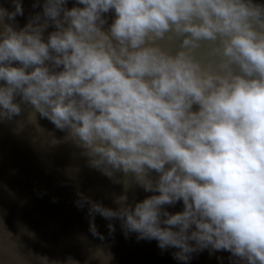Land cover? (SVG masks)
Listing matches in <instances>:
<instances>
[{
	"label": "clouds",
	"instance_id": "1",
	"mask_svg": "<svg viewBox=\"0 0 264 264\" xmlns=\"http://www.w3.org/2000/svg\"><path fill=\"white\" fill-rule=\"evenodd\" d=\"M23 0L0 4V121L23 111L86 163L150 193L94 217L188 264H264V0ZM181 203L180 210L167 206Z\"/></svg>",
	"mask_w": 264,
	"mask_h": 264
},
{
	"label": "water",
	"instance_id": "2",
	"mask_svg": "<svg viewBox=\"0 0 264 264\" xmlns=\"http://www.w3.org/2000/svg\"><path fill=\"white\" fill-rule=\"evenodd\" d=\"M73 0H69V6ZM8 6V0H0ZM33 0H23V25L38 11ZM66 133L46 118L28 119L23 111L11 121H0V264H181L162 251L155 240L124 235L118 220L96 214L97 234L90 230L87 205L76 204L81 192L93 201L115 207V197L129 199L146 193L131 176L117 173L118 181L90 168L80 150L65 139ZM177 211L181 203L167 206ZM188 264H230L229 253H193Z\"/></svg>",
	"mask_w": 264,
	"mask_h": 264
}]
</instances>
